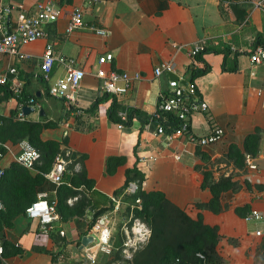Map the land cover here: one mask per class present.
Masks as SVG:
<instances>
[{"label": "crops", "instance_id": "obj_1", "mask_svg": "<svg viewBox=\"0 0 264 264\" xmlns=\"http://www.w3.org/2000/svg\"><path fill=\"white\" fill-rule=\"evenodd\" d=\"M39 1L0 0L12 7L8 29L13 30L19 19L31 13ZM52 1L60 10V16L44 25L46 36L21 45L20 56H0V74L3 75L8 67L17 68L18 79L27 83L25 88L29 93L37 96L34 112L23 114V117L40 120L43 116L45 121H53V127L41 131V139L60 142L64 139L61 148L85 155L84 169L94 185L90 189L80 188L90 199L82 216L61 218L58 213V220L43 225L24 213L17 214L10 227L0 230V264H106L114 252H99L95 241L80 248L81 239L94 234L89 223L95 212L110 205L112 197L121 195L122 191L118 190L124 184L125 172L134 167L144 175L142 188L145 191L160 190L191 217L195 218L201 212L204 223L218 226L217 248L224 264H264V238L253 234L259 224L244 218L252 209L264 213V61L252 64L248 56L259 45L258 40L264 41V13L249 4L244 19L236 23L232 17L228 20L223 17L220 0ZM75 6L82 8L84 27L67 33L66 27ZM96 28L105 33H97ZM2 34L0 31V37ZM48 43L52 44L55 54L75 59L77 66L85 72L77 89L75 107L46 91L55 79L68 76L63 66H53L47 87L38 77L41 57ZM194 45L229 46L226 65L232 66L233 59L237 63L235 71H225L222 68L223 53H204L202 59L210 69L194 79L206 108L191 116L189 131L197 140L214 127H221L224 133L217 142L199 145L185 134H174L172 138L154 134V126L142 124L137 118L130 126L119 128L107 117L110 99L100 103L95 111L84 110L101 94L100 80L94 75L99 66L98 56L112 53L113 60L105 67L141 74V79L134 81L131 90L118 101L152 115L158 93L168 88L170 80V73L156 77L153 69L169 61L173 74L188 79L191 64L188 51ZM202 66L203 62L199 67ZM6 80H10V76ZM50 98L55 99L59 108L57 117L53 116ZM41 101L45 103L44 107ZM17 107V100L10 98L0 103V114L8 115ZM76 107L79 113L75 112ZM256 131L260 136L257 155L245 158L243 168H235L224 157L228 146L234 143L242 148L245 136ZM21 142H6L0 168L10 167ZM110 156L124 158L113 174L106 173V159ZM141 157L155 159L140 162ZM39 163L38 159L36 164ZM204 169L211 171L213 181L221 175L232 174L233 180L240 185L237 191L227 190L221 194L220 202L228 209L218 214L195 207L196 202H206L211 196L207 189L199 186ZM27 170L31 174L37 172L35 166ZM47 182L38 190L48 191L53 198L57 186ZM70 198L67 203L72 205L76 200L69 202ZM0 201L6 209L5 200L0 198ZM127 206L124 202L113 222L111 242L114 248L119 246L116 243L119 236L122 240V259H116L114 264H129L122 254L123 243L130 234L125 230L131 223L130 212L126 215ZM244 206L247 209L242 215L235 213V207ZM110 212L98 217L110 215ZM113 232H117L118 237ZM16 248L18 253H14ZM93 252H97L96 259L89 261L87 256Z\"/></svg>", "mask_w": 264, "mask_h": 264}, {"label": "trees", "instance_id": "obj_2", "mask_svg": "<svg viewBox=\"0 0 264 264\" xmlns=\"http://www.w3.org/2000/svg\"><path fill=\"white\" fill-rule=\"evenodd\" d=\"M254 0H220V10L225 19H230L236 23L241 22L245 16V9ZM225 6V7H224ZM257 44L264 47V41L258 40ZM223 53V70L235 71L237 69L236 60L233 59V65H226L227 58L230 54L229 46H205L203 51L199 52L194 58L203 62V66L195 69L189 68V81L209 71L210 67L204 63L202 55L204 53ZM40 81L47 87V82L41 77ZM23 83L19 93L14 91L10 80L0 82V103H3L10 98L17 100V108L10 111L8 115L0 114V143L11 142L17 144L23 140L29 142L35 147L40 154L39 164H35L37 172L31 174L26 168L11 163L10 167L4 169L3 175L0 178V198L5 200L6 209L0 211V230L3 227H10L12 219L17 214H26V207L35 200L38 189L47 184V180L43 173L47 172L53 163L57 153L62 151L66 159L71 158V163L67 166L68 172H65L62 178V183L57 186L55 198L57 200L56 209L61 218L82 216L85 213L86 207L90 204V199L80 191V188L90 189L94 185L93 179L87 177L84 169L83 160L85 155H78L69 151L66 148H61L65 143L56 140H42L40 133L43 129L53 127V121L44 120L41 116L40 120L31 118L19 119V107L29 105L30 99H34L36 103V94L29 93ZM48 92V87L46 89ZM49 94V93H48ZM108 99L111 100L107 108V117L111 122L122 123L128 127L132 124V120L137 118L142 124L150 123V126L156 127L162 124L167 132L171 128L178 125L176 118L170 114H165L161 119H157L152 115H146L142 111L124 106L113 95L101 93L95 98L92 104L84 109L85 111H95L98 105ZM125 112L126 118L121 119L119 112ZM165 118V121H164ZM168 124H171L168 127ZM260 136L258 131L245 136L242 148L231 143L228 146L224 157L230 161L235 168H243L245 166V158L247 156H256L258 153ZM124 158L121 156H110L106 159V173L113 174L116 168L121 165ZM76 162L81 164V169L78 172H73L72 169ZM211 171L204 169L201 173V182L199 186L202 189H207L210 193V198L206 202H196L195 207L200 210H209L215 214L228 209L227 205L220 202V196L227 190L237 191L240 188L238 182L233 180L232 174L221 175L218 179H211ZM131 180H137L138 190L135 194L126 196L125 201L132 203L136 198L141 200V207L133 209V216L139 218L147 224L150 229V235L147 242L140 248L134 251L129 264H224L217 245L219 241V228L217 225H209L204 223L201 212H198L195 218L191 217L183 208L177 206L169 200L160 190L145 191L142 188L144 175L135 167L128 169L125 172V181L123 186L118 190L122 191L127 183ZM246 186L249 185L246 183ZM117 191V192H118ZM78 196V199L72 204L67 203L69 197ZM113 204L107 207L100 208L95 212L89 227H92L96 218L102 213L111 210ZM126 215L129 213L127 206ZM247 206L235 207V213L242 215V211H246ZM131 223H129L130 227ZM124 235V234H123ZM115 245L113 258H110L106 264H114L116 259H122L121 253V236ZM5 244V243H4ZM19 249H15L14 253H18ZM198 253L202 254L205 259L198 257Z\"/></svg>", "mask_w": 264, "mask_h": 264}, {"label": "built area", "instance_id": "obj_3", "mask_svg": "<svg viewBox=\"0 0 264 264\" xmlns=\"http://www.w3.org/2000/svg\"><path fill=\"white\" fill-rule=\"evenodd\" d=\"M251 4L254 8L264 13V0H254ZM11 12L12 7L0 3V31L3 32L0 37V56H20L21 45L44 38L46 36L44 25L56 21L60 16V10L52 0H41L37 2L31 13L25 14L19 19L18 24L13 30H9L7 20ZM83 27L84 20L82 8L75 6L72 9L66 32L71 33L72 31ZM96 32L100 34L105 33L104 30L97 28ZM203 49L204 46L202 45H194L189 48L188 54L191 57V69L198 68L201 64V62L196 60L194 56L203 51ZM248 56L252 64L261 63L264 61V47L261 44L256 45L249 52ZM112 60V53H105L98 56L97 63L99 66L94 75L100 80L99 89L101 93L111 94L118 100L131 90L134 81L141 79V74L138 72L129 73L127 71H117L105 67L110 64ZM55 64L63 66L68 72V76L66 78L55 79L53 84L48 88V93L52 97L64 100L70 107H75L77 89L85 72L82 68L77 66L75 59L55 54L52 44L48 43L46 44L41 57L38 77H41L48 82L51 77L50 74L52 68ZM172 72V63L169 61L162 62L153 69V74L156 77H159L162 73ZM8 76H10L11 85L14 88V91L19 93L22 89L23 82L18 79L19 72L17 68L8 67L3 75L0 74V82L5 81ZM30 102L29 106H36L33 98L30 99ZM205 108L206 105L199 96L194 81H189L185 78H178L177 80L170 79L168 82V88L158 93L157 106L152 116L161 119L165 114H170L176 118L178 125L175 128H171L170 132H167L165 127L160 123L155 127L154 134L165 135L168 138H172L174 134H185L190 141H197L199 145H208L217 142L222 138L224 133L221 127H214L207 135L200 137L197 140L189 131L191 116L194 113L204 111ZM75 112L79 113V108L76 107ZM119 115L121 119L126 118V113L123 111L119 112ZM23 116L22 112L18 113L19 119H23ZM117 126L119 128L124 127L122 123H117ZM170 126L171 124H168V127ZM6 149V143H0V159L3 157ZM39 157V151L29 142L23 141L20 143V150L13 155V161L23 168L33 169ZM147 159L154 160L155 158L141 157L139 161L145 162ZM71 161V158L66 159L62 151H60L55 155L51 168L43 173V176L47 181L56 186L60 185L64 173L68 172L67 166ZM248 164H250V162H248ZM250 167H252V165H250ZM80 169L81 164L76 162L72 171L78 172ZM3 172V169L0 168V178L3 175ZM137 190V180L129 181L123 188L120 196L111 198L113 206L110 215H102L96 218L92 226V229L94 230L92 241H95L97 244V250L99 252L109 254L115 249L111 242L115 215H117L122 209L123 203L126 202L124 197L135 194ZM55 193L56 192L53 193L54 197L51 198L48 191H38L35 200L25 209L27 217L37 219L39 223L43 225L58 220L59 214L56 209L57 200L55 198ZM77 199L78 196H74L68 201L72 202ZM126 205L129 206L131 226L129 229H125L126 231H129L130 234H127V239L123 243L124 249H122V254L126 259L130 260L134 251L147 242L150 235V229L145 222L133 216V209L141 207V200L136 198L132 203L126 202ZM4 209V204L0 201V211H3ZM244 218L246 221H255L258 223L259 226L253 230V234L256 237L264 238V213L252 209ZM60 234L63 235L64 231L61 230ZM0 253H2L1 245ZM96 253L97 252H93L90 256H87L88 260L95 261ZM197 255L199 258L205 259L202 254L198 253Z\"/></svg>", "mask_w": 264, "mask_h": 264}, {"label": "water", "instance_id": "obj_4", "mask_svg": "<svg viewBox=\"0 0 264 264\" xmlns=\"http://www.w3.org/2000/svg\"><path fill=\"white\" fill-rule=\"evenodd\" d=\"M169 76H170V79H175V80H177V79L179 78L178 76H176V75L173 74V73H170ZM184 82H186V81H184ZM21 112H22L24 115H28V114L34 112V107L29 106V105H24V106L21 107ZM40 114H43V111H40ZM92 240H93V238H92V236H90V235L82 237L80 248H82V247L88 245L89 243L92 242Z\"/></svg>", "mask_w": 264, "mask_h": 264}, {"label": "rangeland", "instance_id": "obj_5", "mask_svg": "<svg viewBox=\"0 0 264 264\" xmlns=\"http://www.w3.org/2000/svg\"><path fill=\"white\" fill-rule=\"evenodd\" d=\"M50 76H51V74H50ZM50 102L52 104V111L54 113L53 116L57 117L58 114H59V108H57V106H56L55 99L54 98H50ZM41 103H42L41 105L44 107L45 106V103L43 101H41ZM59 104L61 105V103H59ZM37 109H39V108L37 107ZM33 115H35V113ZM113 228H114V226H113ZM117 229H118V227L116 226V229L115 230H117ZM113 233H114L113 235H115V237H118V236H116L117 232H113Z\"/></svg>", "mask_w": 264, "mask_h": 264}]
</instances>
